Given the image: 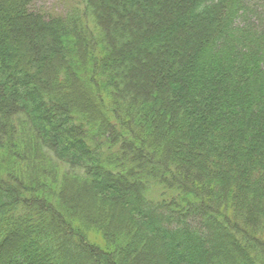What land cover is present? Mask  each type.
Segmentation results:
<instances>
[{
    "label": "trees",
    "instance_id": "obj_1",
    "mask_svg": "<svg viewBox=\"0 0 264 264\" xmlns=\"http://www.w3.org/2000/svg\"><path fill=\"white\" fill-rule=\"evenodd\" d=\"M5 1L0 264H70L76 260L65 257L70 241L81 249L79 264H129L158 253L159 264H264V96L256 92L264 87V26L243 22L250 6L198 0L191 18L218 8L220 16L227 9L234 13V22L217 24L203 55L188 68L170 70L169 56L161 54L168 93L155 85L146 99L119 86V47L105 33L93 0H78L61 16H46L33 9V0H19L20 9L41 24L35 36L54 44V56L42 64L37 59L44 45L9 58L13 40L1 20L17 0ZM58 48L75 55H65L69 64L55 86ZM69 82L84 89L93 107L64 98L60 85ZM166 99L172 114L161 105ZM132 157L137 165L128 170L130 182L120 170ZM68 181L88 184L108 212L111 206L129 210L130 227L122 229L115 211L93 222L80 204H65L64 197L75 199L63 193ZM153 187L156 198L145 200ZM85 228L103 236L105 245L92 244Z\"/></svg>",
    "mask_w": 264,
    "mask_h": 264
},
{
    "label": "rangeland",
    "instance_id": "obj_2",
    "mask_svg": "<svg viewBox=\"0 0 264 264\" xmlns=\"http://www.w3.org/2000/svg\"><path fill=\"white\" fill-rule=\"evenodd\" d=\"M10 1L13 0H6L5 4L10 5ZM93 1L95 4L94 9L99 12L100 16L104 18L106 23H102L105 33L109 38L112 36V39L115 42L114 44L117 48L119 47V52H116V56L118 57V60L120 59V62L117 60V63L115 64V70L117 71L118 79L120 80L119 86L125 89L126 92H138L139 96H144L146 99L150 96L148 91L150 88H154L155 85L158 86L163 93H168L170 78L166 79L165 75H167V72L169 71L166 68L167 63L164 62L165 60L161 57V54L169 56L168 61L170 62V65L168 66L170 70L181 68L183 70L185 65L188 68V65H192L191 62L198 60L203 55L201 50L207 40V34H197V32L194 31L197 26H201L200 23H202L208 29L212 28L214 30L217 24L223 25L225 23H233V15L235 16L234 13L228 11L227 7H224L227 10L221 16L218 8H216L217 13H213L212 15L211 11L205 15V17H202L204 19L201 17L191 18L190 16L193 12L192 9L198 0ZM220 2L224 5L228 4L225 1ZM77 4L78 0H33L32 6L33 9L37 11L46 12V16H61L67 14L71 8L74 9ZM247 4L250 6V13L248 12V16L242 19L243 22H250L256 27L264 26V0H244V5L246 6ZM224 8H222L223 12L225 11ZM216 9L214 10L216 11ZM239 9H241V7H235L236 12ZM238 21L240 22V19ZM1 22L6 26L7 38L13 40L14 47L7 51L10 59H17L16 57L19 55L21 48H24L25 51H33V49L43 45L45 48L43 49L40 58L37 59V62L40 63L44 59H51L54 56L51 55V51L54 52V44L52 46V41L49 38L45 39L42 43L40 38L35 36L41 30L39 28L41 24L33 17L27 16L23 10L20 9L19 0H17L15 9L11 7V10H8V14L1 20ZM112 22H114V26L112 25ZM185 26H189L193 29V40L196 41V44L193 45L190 42L191 45L186 46L188 43L187 35L183 33L184 31L182 29ZM178 30H181L182 33H179ZM194 37L198 39L195 40ZM126 42H128V45L125 44ZM192 45L193 47H196L193 48ZM127 47H130L131 49L126 53L125 49ZM54 54L56 56L59 55V58L57 59L59 69L55 71L53 70L52 73V78L56 86V79L59 78L60 71L63 67H68L69 64L65 55L69 54L70 57H72L71 55L75 54L72 50L65 53L63 48H58V51ZM144 61H147V65ZM31 65L32 63H29L27 66L30 67ZM160 76H163V78L161 77V81L158 79ZM58 85L60 84H57V87ZM60 86H62L60 87V93L64 94L66 100L74 98L77 101L83 102V104H86L90 108L93 107L84 89L83 93L81 90L79 92L74 88L75 86H72L71 82ZM260 88L261 89L256 92L261 95L259 97H263L264 87ZM162 104H164L165 109L170 112L169 108L171 106H166L169 105L167 99L164 100L161 105ZM171 112L170 114H172ZM0 134H2V132ZM136 165L137 162L132 157L127 163L126 168L120 170L130 182L132 180L131 174H129L128 170L131 168L136 170ZM88 187V184L82 185L76 181H68L64 187L63 193H66V195L70 193L71 195H74L75 199L72 203L71 197L69 199L64 197V203L66 204L67 201L70 207L74 202L80 204V206L86 208L90 212L89 215H91L93 222L100 220L102 215L108 217L112 214V211H115L114 218L116 221L121 225H126L123 226L122 229L124 227H130L131 212L129 210L118 211L114 210L111 206V210L108 212L105 207H102L101 205L99 206L95 202L93 190L91 188L88 189ZM157 191L158 190L155 187L150 188L145 194V200L156 198L155 195H157ZM107 195L109 196V194ZM127 204L128 202L126 200L123 204L124 208H121H127ZM72 208L78 209L76 207ZM83 230L86 232V235L92 244H98L101 246L105 245L103 236H100L95 230L90 229L87 231L86 228ZM226 246V241L221 240L220 247L225 248ZM67 247L68 251L67 254L65 253V257L68 259V256L70 255L76 256V260L69 263L79 264L82 259L81 249L71 241ZM140 249L144 250L145 248L142 246ZM141 250L139 254L141 253ZM159 256H161L159 253L154 256L153 259L145 256L143 260L138 258L136 262L135 260H130L129 264H159L161 260ZM161 262H163V260H161Z\"/></svg>",
    "mask_w": 264,
    "mask_h": 264
},
{
    "label": "bare ground",
    "instance_id": "obj_3",
    "mask_svg": "<svg viewBox=\"0 0 264 264\" xmlns=\"http://www.w3.org/2000/svg\"><path fill=\"white\" fill-rule=\"evenodd\" d=\"M190 22V21H189ZM114 24V22H112V25ZM114 26V25H113ZM186 27V28H185ZM184 28H182L183 29V33H185L186 35H187V40H188V43L186 44V46H190L191 45V43L194 45V44H196V41H194L193 40V34H194V32L192 31L193 29L191 28V27H188V26H185ZM200 25H198L197 26V28H196V30H194V31H196L197 32V34L198 33H201V34H210V33H212L213 31H215V30H213L212 28H210V29H208L207 27H205V25L203 26V27H200ZM191 29V30H190ZM186 30V31H185ZM179 31V33H182V31L181 30H178ZM203 37V36H202ZM201 37V38H202ZM195 38V37H194ZM198 38H195V40H197ZM191 40V41H190ZM191 42V43H190ZM193 45H192V47H193ZM196 47V46H195ZM195 47H193V48H195ZM144 83V82H143Z\"/></svg>",
    "mask_w": 264,
    "mask_h": 264
}]
</instances>
